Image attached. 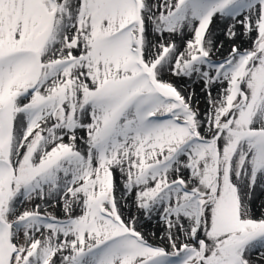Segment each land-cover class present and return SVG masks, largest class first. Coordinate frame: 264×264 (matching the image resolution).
Listing matches in <instances>:
<instances>
[{
  "label": "snow or ice",
  "instance_id": "snow-or-ice-1",
  "mask_svg": "<svg viewBox=\"0 0 264 264\" xmlns=\"http://www.w3.org/2000/svg\"><path fill=\"white\" fill-rule=\"evenodd\" d=\"M0 264H264V0H0Z\"/></svg>",
  "mask_w": 264,
  "mask_h": 264
}]
</instances>
